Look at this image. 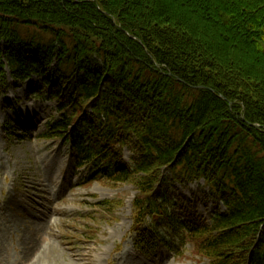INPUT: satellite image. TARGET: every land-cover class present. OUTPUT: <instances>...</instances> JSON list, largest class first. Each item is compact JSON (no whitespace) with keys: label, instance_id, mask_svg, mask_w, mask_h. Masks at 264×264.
I'll return each mask as SVG.
<instances>
[{"label":"trees","instance_id":"trees-1","mask_svg":"<svg viewBox=\"0 0 264 264\" xmlns=\"http://www.w3.org/2000/svg\"><path fill=\"white\" fill-rule=\"evenodd\" d=\"M5 65L56 101L44 138L134 185L136 230L264 264V0H0L3 86ZM201 180L216 207L178 216L170 189Z\"/></svg>","mask_w":264,"mask_h":264},{"label":"rangeland","instance_id":"rangeland-1","mask_svg":"<svg viewBox=\"0 0 264 264\" xmlns=\"http://www.w3.org/2000/svg\"><path fill=\"white\" fill-rule=\"evenodd\" d=\"M5 70L6 86L0 74V264H208L191 245L178 251L177 234L162 224L158 242L146 225L136 230L134 185L89 179L84 165L76 167V147L42 136L59 114L55 100L33 93L32 85L42 87L41 78L17 85L10 68ZM123 158L130 159L126 148ZM207 190L203 180L177 184L169 193L176 199L173 211L182 216L191 208L190 214L208 218L216 204L207 199Z\"/></svg>","mask_w":264,"mask_h":264},{"label":"bare ground","instance_id":"bare-ground-1","mask_svg":"<svg viewBox=\"0 0 264 264\" xmlns=\"http://www.w3.org/2000/svg\"><path fill=\"white\" fill-rule=\"evenodd\" d=\"M33 249V248H32Z\"/></svg>","mask_w":264,"mask_h":264}]
</instances>
